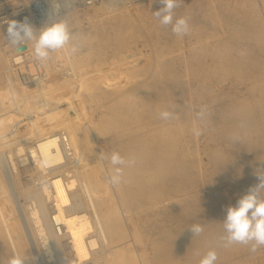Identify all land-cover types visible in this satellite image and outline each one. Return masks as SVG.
I'll return each mask as SVG.
<instances>
[{"label": "bare ground", "instance_id": "6f19581e", "mask_svg": "<svg viewBox=\"0 0 264 264\" xmlns=\"http://www.w3.org/2000/svg\"><path fill=\"white\" fill-rule=\"evenodd\" d=\"M5 1L7 0H0V5ZM101 4L98 7L102 8ZM141 5L142 9L137 15L120 10L110 16L109 25L103 26V23L87 37L84 34L91 41V47L84 55L101 59L105 55L102 45L107 40L111 44L109 48H112L115 63L118 60L127 61L132 68L149 72L150 76L146 81L135 82L125 90L117 89L118 86L111 88L114 82L102 77V81H94L89 85L87 94L78 93L77 87H85L89 80L88 76L86 79L88 70L83 69L82 65L76 68L75 64L69 63L70 58L68 61L60 54L45 61L42 77L37 76L40 80L29 82L34 75H28L32 62L27 61L34 56V41H27L17 50L0 31V35L2 33L6 39L2 38L3 47H0V81L5 77L12 80L11 84L5 83L7 87L0 82L7 88L0 86V149H8L11 168L17 179V190L22 196L26 193L33 194L32 200L36 204H30L29 209H26V218L31 224L34 240L40 251L53 264H99L98 260L101 258L105 264H123L127 260V264H137V260L140 264H149V257L134 249L140 237L138 225L142 222L130 216V213H125L122 205L128 207L131 202L138 206L145 205L166 191H181L182 180L195 177V161L188 157L190 147L183 137L185 125L192 128L196 126L193 120L195 117L191 120L187 115L190 113L189 108L186 109L188 112L184 107L179 109L174 100L184 90V87L179 86L185 75L182 77L173 58L166 56L163 44L167 42L164 35V43L159 36L160 39H156L157 35H162L160 32L163 30L159 34L155 27L141 22L144 17L147 19L150 13L153 14L155 9L152 13L149 6L142 2ZM104 9L106 10L105 7ZM24 11L22 12L25 13ZM1 12L0 25L6 21V15ZM179 15L188 19L189 29L196 34L195 40H189L188 48L192 55L189 64L198 76L201 91L209 95L206 112H213V136L219 141L213 149L214 174L218 175L219 170L220 174L226 175L231 181L230 189L219 190L210 209L183 206V213L190 215V218L188 233L182 237L181 245L191 253L202 247H225L221 240L226 235L222 222L227 207L237 203L236 194L240 191L237 188L238 182L249 189L258 183L257 174H264V0H218L217 5L211 0H204V4L198 2L194 6L183 8ZM90 22L94 23L93 20ZM157 24L155 26L159 27V22ZM3 27L7 28L6 25ZM138 32H141L140 36L142 33L152 34V40H158L154 42L152 54L150 52L151 55L146 60H141V63L138 62L140 58H136L139 55L133 54L136 57L130 59L126 55L127 51L125 53L132 41L131 37ZM194 42L199 45L193 47ZM145 48L147 49L144 44ZM96 58L95 62H98ZM81 59L85 62L84 58ZM180 59L178 60L181 61ZM12 62L18 68L15 73ZM69 64L74 66L71 69L76 68L81 72L75 70L78 73H72L69 71ZM7 68L10 69L4 71ZM45 74H50L52 80H46ZM92 77L95 78L93 74ZM226 79L228 80L225 81ZM220 82L225 86L218 91L215 84ZM149 89L152 94L143 95L144 102L154 107L148 109L147 113L143 111L147 115H141V118L136 119L137 124L131 125L128 119L129 112L132 111H128L129 106L126 108V104L135 94ZM104 96L110 97L102 104L105 109L99 120L94 121L89 117L90 114L87 115L85 103L90 100L92 104L93 98L100 99ZM180 102L183 103L182 100ZM11 106L17 108H8ZM162 111H172L175 116L169 120L161 119L159 113ZM109 131H113L115 139L122 146L123 158L133 161L130 166L123 167L122 182L118 185L110 183L113 172L111 155L105 154L99 143V135ZM64 132H67L66 138ZM225 141L228 145L227 152L224 149ZM105 187L108 189L105 190ZM6 190L4 178L0 174V245L7 246L14 240L19 247H14L10 255L0 253V263L9 264V260L18 255L26 264H31L30 257L26 254L32 248L31 239L26 236L17 215L13 220L8 216L12 214V218L16 208L12 196H8ZM165 199L167 198L162 201L165 202ZM155 210L154 208L153 211ZM147 211L153 215L152 211ZM196 224L203 227V232L194 236L189 227ZM23 240L26 241V247L20 248ZM177 247L168 238L162 240L159 243V253L162 256L159 264H179L175 253Z\"/></svg>", "mask_w": 264, "mask_h": 264}, {"label": "rangeland", "instance_id": "374dc122", "mask_svg": "<svg viewBox=\"0 0 264 264\" xmlns=\"http://www.w3.org/2000/svg\"><path fill=\"white\" fill-rule=\"evenodd\" d=\"M205 1H208V0H205ZM211 1H213V3H216V5H217L218 0H211ZM230 1H233V0H230ZM100 2L104 3L103 5L106 8V10L104 9L103 5ZM141 2L143 5L149 6L152 13L154 12L153 9H155V11H157L162 7V5L159 3V0H125V1L124 0H92V2H89V0H7L2 5H0V11H2L1 14L3 13V15H6L5 19L8 22L5 21V22L1 23L0 31L2 33H4L3 35L5 36L6 35L5 34L6 28L3 27V25L7 26V24L11 20L23 22L25 19H27L35 29L38 28L36 30V35L38 36L39 35V33H38L39 29H41L42 27H48V26H50L56 22H59V21H66L68 23L70 30L73 33L74 40L79 39L82 46H81L80 50L78 51V53L76 52L78 55H76V53L75 54L72 53L69 50L70 49V45H69L63 50L59 49V52H58V50H56L57 52L56 51L51 52L50 58L53 59V57L55 58V56H56L55 54H60L61 56H64L68 61H70V59H71V61L74 60L73 62L70 61L69 63H73V65L75 64L76 68H80V65H82L81 67H84L83 69L88 70V73L86 75V79H87V76L89 79V80H87L88 86H87V84L85 85V87H84V85L83 86L79 85L80 87H77L78 93L80 92V94H82V95L87 94L90 90L89 85H91L94 81L95 82L96 81H102L104 77H105V80L107 78V79H111V80H109L110 82H112V83L114 82L113 84L111 83L112 84L111 88L112 87L116 88L118 86L117 89H120V90L124 89L125 90L135 82L146 81L150 76L149 72H147L141 68L140 69H138L136 67L132 68L129 65V62H127V61H120L119 62V60H118L115 63L114 61H116V60L114 59V57L112 55V51H111L112 48L111 49L109 48V47H111V44H109V42L107 40H105L103 42V45H102L103 49H105L104 50L105 55L101 58L103 60V62L101 59H98L96 57H93L94 59L92 57H88V55H86V54H87V51L89 50V48L91 47L90 46L91 41L86 37L90 32L96 31L95 28L99 27L100 25H103V23H104L103 26L109 25L111 23V17L115 14V12L123 10V11L129 12L132 15L133 14L137 15L138 11H140L142 9ZM153 2L155 5L153 4ZM198 2L204 4V0H181L178 7H176L174 9V11H175L174 12V19L180 17V15H179L180 11L183 8H185L187 6H194V5L198 4ZM22 3H25L26 5L22 4ZM127 3L129 6L127 5ZM100 4L102 5V8L98 7ZM121 4L126 5V6L124 7ZM187 4H189V5H187ZM118 6H119V8H118ZM24 7H26V8H24ZM21 8H23V10H25L26 12L24 11L25 13H23L22 12L23 10ZM17 9H19V11L21 13H19V11H17ZM7 14H9V15L7 16ZM22 15H24V16H22ZM149 16H151V17H149ZM101 17L103 20L106 19V21H103L101 19ZM93 18H95V19H93ZM144 18L145 19H143L141 22L142 23L147 22V23H144L145 25H152L153 27H155L156 30H159L158 33L161 30H163L162 32H160V33H162V35H157V37L159 36L161 39L159 37L158 38L156 37V39H158V40L160 39V41H162V43H164V41L166 40L165 42H167V43L163 44V46L166 48L165 49L166 56L167 57L170 56L169 57L170 59L173 58V60L175 61V62L174 61L173 62L177 66V69L180 70L182 77L185 75L183 77L184 81L180 84L179 87L180 88L184 87L183 89L185 91H188V92H185L184 90H182V92L180 91V94H177L179 96H177L175 94L176 96L174 98V95H173V98L177 102V105H178L177 107H179V109H181V107L182 108L184 107V109L186 111V109L189 108L188 111H190V113H188L187 115L191 120L195 117L193 120L195 121V123H196L195 127H197V128H195V127L194 128L199 129L201 131V134L199 136L195 135L194 134L195 129L192 127H188V125L187 126L185 125L186 130H185V133L183 134V137H184L188 147H190L188 149V157L192 158L195 161V165H193V171L195 173V177L192 179L187 177L186 179L182 180L183 189L181 191H169V192L166 191L162 196H157V197L153 198V200L148 202L147 204L142 205V206L139 205L141 208L138 206V204H136L134 202H131L130 204H128L129 205L128 207L125 204L122 205L121 208H122V210L125 211V213H127V214L130 213V216H132L133 218H136V219L140 220V222H142V223H140L141 225L140 224L138 225L141 238L139 237V239L136 241L134 249L136 248L139 252L143 253L144 255H147L149 257V264H159V262L162 258V256L159 253V243L162 240H164L165 238H168L169 240H171L172 243L178 245L175 253H176V257L180 261L179 264H199L201 258L210 250H214L217 253V260H216L215 264H264V246H260L256 252H252L250 250L251 245L233 244V245H230L228 247L221 248V249L220 248L219 249L212 248V247L211 248L202 247V248L196 249V251H192L191 253H189V252L185 251L183 249V246L181 245L182 237L184 236V234L188 233L187 224H188V219L190 218V215L187 216L183 213V211H184L183 206L184 207H192V208H196V209L197 208L210 209L214 203V197H216L218 195L219 190L223 189V188L224 189H230L231 181L229 180V178L226 175L220 174L219 170H217L218 175L214 174L215 173V165L213 163V149H214L215 145H218L219 141H217L215 139V137L213 136V134H214L213 128H212V125H213V114L212 113L213 112H206V107L209 106L207 103V101L209 100L208 99L209 95L206 94V92L201 91V87H199L200 84L197 82L198 76L194 73V70L192 69V67H190V64H189L191 62V59H192L191 58L192 57L191 49L188 48L189 47V40H195L196 34L193 31L191 32V30L189 29L191 33L189 34V32H188L186 35L181 37V36H177V35L173 34V32L170 31L171 30L170 25L169 26H161L159 24V27H157L155 25H158L157 23L159 21L154 16V13L153 14L150 13L148 15L147 19H146V17H144ZM92 20L94 23L90 22ZM95 21L96 22L100 21V22L96 23ZM153 21H155L154 22V23H156L155 25H154ZM160 26L162 27L161 29H160ZM163 27H164L166 33L164 32ZM87 29H88V32L86 31ZM2 33L0 35V47H3V44H2L3 39L4 40L7 39L6 37H5L6 38L5 39L2 36ZM140 33L141 32L135 33L131 37L132 41L130 40L131 42L128 44V46L126 47V50H125V53L127 51L126 55L130 59L133 58L134 55H139L137 57L134 56L137 59L140 58L138 60L139 63H141L143 60H146V57H149V55L152 54V52L155 49V43L158 42V40H155L156 42L154 40H152L154 38V37H152V34H150L151 35L150 36L149 34L147 35V34L142 33V36H140L141 35ZM84 34L86 35V37ZM163 35L165 37L164 41H163V39H164ZM166 35L169 37L166 38L167 37ZM83 37H85V38H83ZM172 38H174V39H172ZM167 39L170 41V43ZM174 40H175V42H172ZM181 40H182V42H181ZM178 42H180V43H178ZM144 44H145V47H147V49H149V50H147L146 48H145L146 50L144 49ZM168 44L169 45L172 44V45L170 47H168L169 46ZM198 45H199L198 42L193 43V47L198 46ZM172 46H173V48H171ZM105 47L106 48L108 47V48L106 49ZM140 47L142 50L140 49ZM84 48H86V49H84ZM141 51H142V53H141ZM85 52H86V54L84 55L83 53H85ZM150 52H151V54H149ZM177 52H178L179 57L180 58L183 57V59H180V58H178V55H175V54H177ZM81 55L86 56V57H83V56L81 57ZM77 56H78V58H77ZM34 57H35V55L31 56V59L29 58L30 60L28 59V61H27L29 63L32 62L31 66H29V64H28V66H29V72L27 71L28 75H30V74L32 76L34 75L33 78H31L29 82H32V81L36 82V81L40 80V77H42V75H43L42 71H44V69H45V64H46L45 61L44 62H38ZM73 57H75L76 59ZM87 57H88V60H86ZM81 58H84L85 62L87 61L86 64L87 65L89 64V65L87 66L85 64V62L83 61V59H81ZM95 58H96V61L98 59V62H95ZM103 58H105L106 60ZM143 58H145V59H143ZM178 59H180L181 61H179ZM99 61H100V63H99ZM179 62H180V64H179ZM11 64L13 65V69L15 68V70L13 72V73H15L18 70V68L14 67L15 65L13 64V62ZM73 65L69 64V66H68L69 71L71 70V72L72 73L74 72L75 74L78 72H81L80 70L78 71V69H76V68H75V70L78 72L73 70L74 69ZM70 67L73 69H71ZM94 67H96V68H94ZM31 68L32 69L34 68V69L32 70ZM100 68H102V69H100ZM8 69H10V68L5 69L4 71H7ZM90 69L91 70L96 69L97 71L96 70H95L96 72L93 70L90 71ZM186 69H187V71H186ZM103 70L107 74H104L105 72ZM117 70H119L120 72ZM141 71H143V72H141ZM100 72L103 73L102 74L103 76H101ZM116 72H118V73H116ZM130 73H131V77H130ZM185 73H187V74H185ZM69 74H70V72H69ZM92 74H93V76H95V78L94 77L91 78ZM118 74H120V75H118ZM191 74H193V75H191ZM97 75L99 77H96ZM124 75H125V77H124ZM135 75H137V77ZM15 76L17 77V75H15ZM37 76H40V77H37ZM35 78L36 79L38 78V79L35 80ZM45 78H46V80H50V81L52 80L51 79L52 76L50 74H45ZM215 80H216V76H215ZM227 80L228 79H226L225 81H227ZM0 82H3L5 87H7L6 85L8 84V82H10L9 84H11L12 80H10L8 77H5ZM5 83H7V84H5ZM39 84L41 85L40 81H39ZM4 85L2 83H0V86H2L3 89H7L4 87ZM18 85L20 86L21 83H19ZM215 86H216V90L220 91L221 88L224 87L225 85H221V82H220L219 84L216 83ZM86 87H87V89H86ZM0 90H2V89H0ZM189 91H190V93H189ZM198 92H200V93H198ZM146 94L151 95L152 91L149 89L145 92L137 93V94H135V96H133V98L131 100H128V103L126 104V108L129 106L127 108L128 111H132V112H129L130 116L128 119L131 122V125H136L137 120L139 118H141V115H144V116L147 115V114H143V111H144V113L145 112L147 113L148 109H153V107H154L153 105H150V106L146 105V103L144 102L143 95L145 96ZM0 95H1V93H0ZM109 97L104 96V98H100V99L97 97V99L93 98V100L91 98V100L95 104L93 102H91L92 104H90V100H88L89 103L88 102L85 103V111H87V115L90 114L89 117L91 119H93L94 121L99 120V118L101 116V112L104 111V109H105V106H103L102 104L107 102ZM0 98H1L0 99V103H1L2 97H0ZM181 100L183 101V103L180 102ZM178 102L182 103V104H179ZM205 103H206V105H205ZM185 106H187V108ZM12 107L13 108L15 107V109L17 108L16 106H11L8 108H12ZM191 108H192V110H191ZM201 110H204V112H205L204 117L205 118L203 117L200 120L198 113ZM188 111H186V112H188ZM130 113L132 114V116ZM135 116H137L138 118ZM132 117H134V118H132ZM64 134H65L64 136L66 138L67 132H64ZM196 142H197V144H196ZM99 143L103 147L105 154L111 155L113 152H118L122 157L124 156L123 155V148L115 139L113 131L106 132L105 134H100L99 135ZM225 144L226 145L224 146V149H225V152H227L228 151V145H227L226 141H225ZM0 150H1V152H0V167H1L0 172L1 173L0 174L3 176L5 184H6V188H7L6 192L8 191L7 192L8 196H10V197L12 196V199L15 203V208H16L15 212L13 213L15 216L13 215L12 218H11L12 214H10L8 216H10V219L13 220L14 218L16 219V215H17L19 222L21 220V222H22L21 224H23L22 227H23V230H24L26 236H28L29 239H31V242H32L31 247L32 248H29V250H27V252H26V254L30 257L31 264H53L51 261L46 260L44 255L40 251L39 245L36 244V241L34 240V236L32 233L33 231L31 230L32 229L31 224H29L30 222L27 219L28 215H26V211L29 209L28 207L36 204V201L33 199L35 201V203H34L32 200L33 194L26 193V194H24L25 196L24 195L22 196V193L17 190L18 187H17V184L15 183L17 179H16V177L14 178L15 171L11 168L12 165H11V161H10V158L8 155V149L4 148V149H0ZM7 155H8V157H7ZM8 168H9V170H8ZM12 171H13V173H12ZM123 183L126 185L125 181H123ZM237 188H239V190H240V191H238V194H236L237 201H238L243 195H245L247 193L248 189L245 188V186L242 184V182H238ZM107 189L105 187V190H107ZM170 192H171V194H170ZM28 195H29V197H28ZM261 195L264 196V193H262ZM164 198H167V199H165V202L162 201V199H164ZM27 202H28V204H27ZM154 204H155V206H153ZM134 205L137 206L138 209H136L137 207L135 208L136 210L133 209L135 207ZM154 208L156 210L158 209L159 211L155 210V212H156L155 213L153 211ZM147 210L152 211L153 215H151V213H148ZM160 210H163L165 212H162ZM141 217H143V218H141ZM145 219H146V221H145ZM161 224H163V225H161ZM132 228H133V225H132ZM175 231H178L179 233H176ZM155 237H156V239H155ZM25 242L26 241L23 240V243L20 245L21 246L20 248L26 247ZM9 245H7V246H1L0 245V253L10 255L11 252L14 250V247H16V248L19 247V245L16 244V242L14 240L10 241ZM102 259L103 258L98 260L99 264H105L106 263ZM0 261H1V259H0ZM127 261H125L126 263H123V264H127L128 263ZM0 264H2V262ZM91 264H93V263H91ZM137 264H140L139 260H137Z\"/></svg>", "mask_w": 264, "mask_h": 264}, {"label": "clouds", "instance_id": "9594fccd", "mask_svg": "<svg viewBox=\"0 0 264 264\" xmlns=\"http://www.w3.org/2000/svg\"><path fill=\"white\" fill-rule=\"evenodd\" d=\"M181 0H159L162 7L154 12V16L161 26H171V31L177 36H184L189 32V23L186 17L174 19V9L178 7ZM32 24L25 19L23 22L11 20L7 24L6 38L17 50L21 49L27 41H34V55L38 62L47 61L50 53L59 49H65L70 45L72 53L80 50L82 44L79 40H74L72 31L66 21L56 22L48 27L39 29V35ZM160 118L169 120L174 118L172 111H162ZM205 115L204 110L198 113L200 118ZM194 134L199 136L201 131L194 130ZM113 172L110 176V183L118 185L122 182L123 167L130 166L133 161H126L118 152H113L110 156ZM258 183L249 187L247 193L243 195L235 206H228L226 216L223 220V227L226 233L221 237L225 247L232 244L251 245L250 250L256 252L260 246H264V174H257ZM195 235L203 232V227L199 224L189 227ZM217 253L214 250L208 251L200 260L199 264H215ZM9 264H26V261L18 255H14Z\"/></svg>", "mask_w": 264, "mask_h": 264}, {"label": "built area", "instance_id": "2783aa9c", "mask_svg": "<svg viewBox=\"0 0 264 264\" xmlns=\"http://www.w3.org/2000/svg\"><path fill=\"white\" fill-rule=\"evenodd\" d=\"M89 2H92V0H89Z\"/></svg>", "mask_w": 264, "mask_h": 264}]
</instances>
